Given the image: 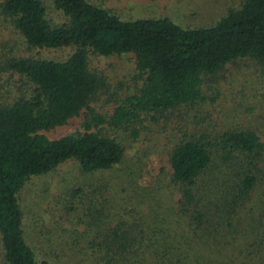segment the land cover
<instances>
[{"label": "trees", "instance_id": "trees-1", "mask_svg": "<svg viewBox=\"0 0 264 264\" xmlns=\"http://www.w3.org/2000/svg\"><path fill=\"white\" fill-rule=\"evenodd\" d=\"M53 6L65 16L62 24L48 19L44 0L0 1L6 26L11 24L20 34L26 49L20 52L16 44H5L7 58L0 63L11 86L3 90L7 100L0 101V262L234 264L238 252L230 240L236 231L233 220L244 221L242 216L249 212L264 225V200L258 215L250 204L253 194L264 197V118L258 115L253 125L246 114L237 115L234 106L231 112L217 104L234 95L233 91L227 97L225 90H264V0H240L216 23L198 27H182L167 17L124 19L91 0H53ZM40 50L66 52L53 57ZM125 57H130L132 66H122L121 73L130 70L132 82H121V89L127 90L128 84L133 91L111 113L94 114L91 102L98 91L112 85L96 58ZM232 64L239 67L230 74L236 81H219L217 76ZM248 66L257 68L250 73L252 79L258 74L253 81L243 76ZM209 77L213 79L206 82ZM242 98L241 114L244 98L248 107L254 103L251 94L242 93ZM208 101L212 105L206 104L207 114L195 115L190 131L173 120L174 115L184 117V112L190 117ZM83 112L86 131L59 138L44 133ZM234 115L239 119L232 121L239 122L219 124ZM211 116L219 121L209 122ZM107 121L129 129L140 124L145 133L169 122L180 130L182 136L168 151L171 171L167 174L169 185L181 197L175 200V192L165 195L159 183L150 185L166 175L148 184L132 171L117 180L119 190L113 187L108 171L114 172L124 162L126 147L118 137L92 131L94 125ZM133 132L139 135L138 128ZM68 161H76L82 173H104L89 184L92 200L102 201L106 210L105 229L92 237L91 252L73 249L70 236H62L70 234L68 228L46 241L35 240V231L43 233L38 216L41 203H36L30 216L22 204L31 178ZM121 203L126 206L116 215L114 207ZM31 216L34 231L27 232L26 220ZM199 224L202 232H192V226ZM249 233L250 247L260 250L254 226ZM81 234H89L88 229ZM62 244L65 254L59 252Z\"/></svg>", "mask_w": 264, "mask_h": 264}, {"label": "rangeland", "instance_id": "rangeland-1", "mask_svg": "<svg viewBox=\"0 0 264 264\" xmlns=\"http://www.w3.org/2000/svg\"><path fill=\"white\" fill-rule=\"evenodd\" d=\"M1 1V0H0ZM97 5L107 7L117 14H119L124 19H134V18H148V17H167L173 22L177 23L182 27H198L206 26L216 23L230 7H235L240 3V0H91ZM47 5V17L53 24H62L65 21V16L63 12L57 10L53 6V0H44ZM6 16L1 13L0 7V63H2L7 56L3 55V47L7 43L16 44L15 48L20 52H25L23 39L20 34L16 32L11 24L6 26ZM44 55L57 56L61 55L66 51L56 52L55 50H40ZM100 60V61H98ZM96 65L101 67L107 75L111 77L112 85L109 88L101 89L98 91L95 99L91 102V107L97 112L94 114H109L116 106H118L122 99H125L133 90L121 89V82L131 83L132 79L128 74L131 68L132 61L130 57H125L123 59L115 58H96ZM249 62L243 61L246 66ZM242 64V65H243ZM112 65V66H111ZM122 66H126L127 70L121 73ZM244 67V66H243ZM257 68L254 66H248L243 70V76L247 81H253V79L258 75H255L252 79L251 72L255 71ZM239 71V67L235 64L231 65L230 70L220 73L217 79L223 83L231 84L235 82V79L230 77L232 72ZM128 74V75H127ZM126 75V76H125ZM129 76V77H127ZM9 74L5 73L2 67H0V101L7 100V96L4 95L3 90H11V86L6 83ZM227 78V79H226ZM213 78H207L206 82H211ZM4 84V85H3ZM211 85V83H210ZM234 91V95L230 100H226V103L220 101L217 104L218 108L223 105L226 106L228 111L233 106L238 110L237 115H242V117L247 115L248 121L251 124H256L258 115L263 114L264 118V97L261 96L264 90H225L227 97ZM247 96L251 94L254 98V103L248 107L247 98H244V112L241 114V108L239 104L242 102V93ZM9 98V96H8ZM212 105L211 101H208L199 106V109L194 112L190 117L186 116L184 112V117H178L174 115L173 120L181 126L184 130L190 131V123L195 115L197 114H207L208 105ZM91 113L90 111H88ZM233 112V110L231 111ZM240 113V114H239ZM92 114V113H91ZM241 117V118H242ZM239 119V117L232 116L230 120L224 119L220 121L219 124L231 125L239 122L238 120L232 121V119ZM218 120L216 116H211L208 118L209 122H215ZM219 121V120H218ZM85 114L84 112L71 119L66 125L58 127L56 129L45 131L44 133L51 138H59L68 134H75L80 131H86L84 126ZM221 125V126H222ZM207 126V125H206ZM219 126L218 129L222 127ZM138 128L139 135H135L133 131ZM102 130L103 133L111 136L118 137L123 141L126 147V157L124 162L119 164L114 172L108 171L113 179V187L119 190L121 185L117 181L120 180L128 172L134 171L138 176L139 180L148 183L150 179H157L151 182L150 185L154 183L161 184L164 187L163 193L165 195H170V193L175 192L174 199L181 197V194L176 188L172 187L168 183L170 175L167 171H171L169 165V149L176 143L175 141L182 136L180 130L172 125V122L165 124H156L151 130L144 132L143 126L140 124L131 127L123 125H111L107 122L101 123L98 126L94 125L92 131ZM141 163V164H140ZM139 165L143 166L139 169ZM165 168V171L163 170ZM145 169V170H144ZM142 171H144L143 175ZM107 173H105L106 175ZM141 175V176H140ZM96 177H104V173L100 172L98 174H86L82 173L81 169L76 161H68L62 164L58 169L51 171L44 175H37L31 178L24 189L22 204L26 208V213L30 216L32 213V208L35 207L36 203H41V214L38 216L41 219L42 231H35V240L40 242L46 241L48 236H55L62 234L61 228H68L70 234H63L65 238L70 236L71 244L76 252L80 250H86L91 252V239L96 235L97 231H104L106 213L103 202L98 200H92L93 194H90L92 190L90 181ZM149 184V183H148ZM83 187V191L80 188ZM118 194V192H117ZM264 197L261 194H253L250 204L254 205L256 208L252 210L256 215L262 211L261 202ZM173 203V202H171ZM174 208L177 206L173 203ZM120 208H117L119 207ZM126 206V204H118L116 212L118 215L120 209ZM238 212L242 210L241 203L237 205ZM251 212V211H250ZM241 215V213H239ZM242 216V215H241ZM244 221L233 220L232 229H236L234 233H231L230 240L232 243V248L238 252L234 257V264L238 262H244L252 260L255 263H264V260L260 257L264 256V225L255 222L256 217H249V212L246 216H242ZM34 218L31 216L26 220L27 232H33ZM78 221L81 223L78 224ZM83 221V223H82ZM180 224V223H179ZM232 224V223H231ZM181 226V225H180ZM254 226V233L259 240L260 250L258 248L250 247V233L249 227ZM88 229L89 234H81L82 231ZM192 232H202L201 224L193 225ZM80 231V233L78 232ZM88 242H90V247ZM242 252H240V251ZM1 247V237H0V260L2 254ZM59 252L65 254L67 248L62 244L59 246ZM235 252V253H236ZM0 264H2L0 262ZM204 264V263H203ZM206 264V263H205Z\"/></svg>", "mask_w": 264, "mask_h": 264}]
</instances>
